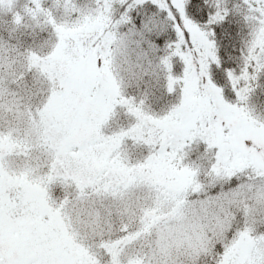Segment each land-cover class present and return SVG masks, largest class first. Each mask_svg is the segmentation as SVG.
<instances>
[{
    "label": "snow or ice",
    "instance_id": "1",
    "mask_svg": "<svg viewBox=\"0 0 264 264\" xmlns=\"http://www.w3.org/2000/svg\"><path fill=\"white\" fill-rule=\"evenodd\" d=\"M23 13L48 38L0 44V264H264V117L247 105L264 0H28ZM133 55L163 73L159 111L124 91ZM29 75L23 95L11 88Z\"/></svg>",
    "mask_w": 264,
    "mask_h": 264
},
{
    "label": "trees",
    "instance_id": "2",
    "mask_svg": "<svg viewBox=\"0 0 264 264\" xmlns=\"http://www.w3.org/2000/svg\"><path fill=\"white\" fill-rule=\"evenodd\" d=\"M78 2L87 4L89 0H78ZM26 3H28V0H13L11 10L7 8L0 9V44L5 45L6 48L15 46L21 52L28 48L37 49L41 42L48 38V31L35 27L33 21L23 13V5ZM49 3L50 0H44L45 7ZM13 13H20L23 17L20 26L12 23ZM218 39L225 50L235 59L239 54V39L235 33L222 35ZM131 59L132 69L134 71L130 73V76L129 74L124 76V91L129 95L135 96H141L147 91L149 105L153 110L159 111L164 108L167 104V97L163 88L162 71L159 68H155V61L152 66H149L147 60L138 61L134 55ZM31 80L33 79L29 75L26 80L20 83L26 81L31 83ZM247 105L255 116L264 117V73L260 74L258 81L252 82V91L249 95ZM116 115H118L120 120L124 117L123 112L119 109L116 111ZM119 123L122 125L126 123V120L124 122L120 121ZM112 124L114 125V123ZM132 144L129 142L125 147H132ZM189 152L192 158L195 159L199 152V145L197 144L193 149H189Z\"/></svg>",
    "mask_w": 264,
    "mask_h": 264
},
{
    "label": "rangeland",
    "instance_id": "3",
    "mask_svg": "<svg viewBox=\"0 0 264 264\" xmlns=\"http://www.w3.org/2000/svg\"><path fill=\"white\" fill-rule=\"evenodd\" d=\"M132 71H134V69H132V67H131V71H130V72H127V71H126V72H123V73H122L123 77H124L125 75H128V74H129V76H130V73H131ZM33 85H34V81L31 80V83H30L29 81H26V82H24V83H20V84H12V85H11V88H12L13 90H15L16 92L20 93L21 95H23L24 89H25L26 87H32ZM124 120H126L125 116L122 117V119L120 120V118L118 117V115H116V113H115V115H113V116L111 117L110 121H109V127H110L111 129H116V128H118L119 126H121L119 122H120V121H123V122H124ZM112 123H114V125H113ZM115 126H116V127H115ZM196 145H197L196 143H192L191 148H189V149H193ZM133 147H135V148L133 149ZM139 148H140V147H139L138 145H135V144H132V147H131V146H130V147L126 146L127 151H128L129 153H131V154H136V153H138V152H139Z\"/></svg>",
    "mask_w": 264,
    "mask_h": 264
}]
</instances>
